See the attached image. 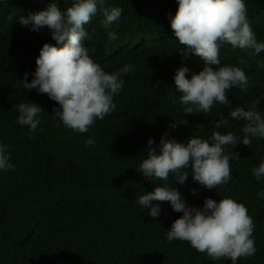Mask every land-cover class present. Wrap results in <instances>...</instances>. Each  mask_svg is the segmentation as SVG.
<instances>
[{
  "label": "clouds",
  "instance_id": "9594fccd",
  "mask_svg": "<svg viewBox=\"0 0 264 264\" xmlns=\"http://www.w3.org/2000/svg\"><path fill=\"white\" fill-rule=\"evenodd\" d=\"M162 1L163 11L170 15V3ZM177 4L175 15L170 17V28L182 46L181 54L188 61L201 65L202 70L182 67L183 56L168 67L152 68L151 77L160 81L176 108L177 119L167 126L172 129L173 137L167 138L165 133L157 147L152 146L154 142L149 139L146 150L134 155L126 164L119 162L113 150L102 155L98 153L108 137L87 139L85 136L96 120L98 124H107L103 119L114 111L113 98L124 86L120 77L134 71V65L125 64L115 73L110 72L116 54L111 45L93 60L83 44L86 38H91L85 26L108 30L109 41H115L116 33L109 27L116 24L122 9H108L105 0H72L71 6L62 12L51 2L44 10L18 20L23 26L30 25L34 32L46 26L51 39L62 45L45 43L35 61L34 78L25 82V73V80L21 82L25 90L36 89L58 105L53 113L59 121L51 124L55 138L62 134L63 126L80 133L76 148L67 154L70 173L86 191L97 189L109 197L110 207L103 218L106 220L101 221L105 227L99 228L96 234L98 222L94 230H89V238L70 246L54 264H113L114 261L106 262L105 259L115 255L122 262L128 261L124 256L129 247L144 246V236L157 228L158 225H150L151 221L144 217L155 219L159 216V205L152 204L158 201L166 202L178 217L166 233L168 241L179 240L190 245L205 264H264V255L256 254L255 224L247 208L229 197L216 202L208 198L202 188L212 190L222 186L242 197L264 177V162H261L264 158V116L261 115L264 110V72L261 70L264 61L258 58L264 52V42H258L256 37L264 35V0L255 3L251 0H177ZM19 8L20 5L16 6L11 14H16ZM98 9L103 15H96ZM7 15L8 11H0V17L7 18ZM3 31L0 24V32ZM224 43L233 49L251 51L246 58L222 66L219 55ZM160 54L161 51L154 53L151 49L145 57L151 59ZM143 63L141 60L139 64L140 75L147 70ZM0 69L11 78V83H0L2 95L15 93V86L11 84L17 82L18 69L2 63ZM188 71L194 73L190 79L186 78ZM170 73H174L171 81L168 80ZM0 97L1 110L11 96ZM152 100L148 95H133V101L141 103L144 110ZM234 105L238 106L231 109ZM17 111V123L27 127L20 128L12 141L0 144V171L4 172L15 171L25 149L34 147L35 130L44 112L35 103H20ZM180 119L196 121L205 131L211 126L224 131L230 120L236 124L232 132L214 131L207 140L191 137L183 144L179 143ZM240 127L243 136L238 132ZM251 144L254 148L244 149L243 145L250 147ZM228 146L231 150L226 152ZM106 162L110 167L105 171ZM103 174L119 181L120 189L130 195L131 200L122 204L113 188L110 191L103 188ZM243 186L244 192L241 191ZM261 187L264 190V178ZM257 195L264 199V191ZM48 205L50 202L46 207ZM117 217L122 221L117 222ZM102 236L111 241H100ZM30 238L38 240L32 250H23L22 237L14 248L6 244L0 251V260L6 263L15 260L16 264H50L43 261L50 252L49 246L56 243L54 237L34 232ZM185 264H192L188 252Z\"/></svg>",
  "mask_w": 264,
  "mask_h": 264
},
{
  "label": "trees",
  "instance_id": "16d2710c",
  "mask_svg": "<svg viewBox=\"0 0 264 264\" xmlns=\"http://www.w3.org/2000/svg\"><path fill=\"white\" fill-rule=\"evenodd\" d=\"M167 1L171 7L170 15L163 11L162 0H105V7L108 9L113 7L122 9V15L116 24L109 27V30L116 33L115 41H109L108 30H93L85 26L91 38H86L83 44L93 60L99 52L111 45L116 54L110 72L115 73L125 64L134 65V71L120 77L124 81V86L119 95L113 98L116 105L114 111L103 119L107 124H98L96 120L85 133L87 139L108 137L98 153L102 155L113 150L121 164H126L134 155L145 151L149 139L154 142L152 146L157 147L165 133L167 138L173 137L172 129L167 126L175 123L176 108L160 81L151 77L152 68L168 67L172 61L183 56L182 67L202 70L201 65L188 61L181 54L182 46L170 28V17L175 15L177 0ZM257 1L259 0H251L253 3ZM51 2L56 3L63 12L71 6L72 0H0V11H8L7 18L0 17V24L4 27L0 35V63L16 67L19 73L17 82L11 84L15 86V93H11L5 108L0 110V144L12 141V138L19 134L20 128L27 127L17 123L19 115L17 105L35 103L44 110L40 116V124L35 130L34 147L25 149L21 164L15 167V171H0V251L7 243L10 248H14L22 237L23 250H32L38 244L36 243L38 240L31 239L30 235L39 232L43 237H48L51 234L56 243L49 246L50 252L43 262L54 264L60 261L64 251L70 246L74 247L81 239L89 238V230H94L98 222L100 224L97 226L96 234L99 228L105 227L101 221L110 206L106 193L97 189L86 191L80 181L70 173L67 154L78 143L80 133L63 126L62 134L55 138L51 124L59 121L53 113V109L58 105L46 95L38 93L36 89L25 90L21 82L25 80V73H27L25 82H31L34 78L35 61L45 43L62 47L51 39L46 26L39 32H34L31 31L30 25L23 26L18 22L20 17L26 18L29 13L44 10ZM18 5L20 8L12 15L11 11ZM101 12L98 9L96 15H103ZM256 37L258 42H264V35L257 34ZM151 49L154 53L161 51V54L147 59L145 55ZM250 51L233 49L231 45L224 43L220 47V63L222 66H230L246 58ZM258 58L259 61H264V52H261ZM141 60H144L143 67L147 68L142 75L139 74ZM261 70L264 72V68ZM168 80H172L169 75ZM6 81L11 83L10 75L0 70V83ZM2 93L3 89L0 87V96L5 98ZM133 95H148L153 99L152 104L144 110L141 103L133 101ZM261 115L264 116V110ZM206 116L211 117L207 114ZM235 124L230 120L224 131L232 132ZM178 128L181 136L179 143L183 144H187L191 137L207 140L214 131L224 133L215 126L205 131L198 122H185L183 119L179 120ZM238 132L243 136L242 127ZM243 147L254 148L252 144L250 147L244 145ZM230 150L231 146L225 148L226 152ZM261 162H264V158ZM109 167L106 162L105 171ZM188 175L192 177L191 173ZM263 178L261 177L242 197L239 193L233 194L222 186L212 190L202 186L206 196L216 202L229 197L247 208L255 224L253 237L257 248L256 254L260 255H264V199H260L257 194L264 191L261 187ZM102 183L106 190L114 189L122 204L131 200L132 197L120 189V183L115 178L103 174ZM241 191H245V186ZM48 202L50 205L46 207ZM152 204H158L161 211L155 219L150 216L144 217L151 221L150 225H158L154 233L144 236V246L131 245L124 256L129 258L126 262L119 260L118 255L110 256L105 261H114L113 264H185L188 252L192 257V264H205L199 253L190 245H185L179 240L168 241L166 233L178 217H175L174 211L166 202L158 201ZM120 221L122 218L117 217V222ZM99 240L106 242L111 241V238L102 236ZM209 261L213 262L210 259ZM0 264H16V261L10 260L6 263L0 260Z\"/></svg>",
  "mask_w": 264,
  "mask_h": 264
},
{
  "label": "rangeland",
  "instance_id": "374dc122",
  "mask_svg": "<svg viewBox=\"0 0 264 264\" xmlns=\"http://www.w3.org/2000/svg\"><path fill=\"white\" fill-rule=\"evenodd\" d=\"M192 74H194V73L188 71V73L186 74V78L190 79L191 76H192ZM169 76L172 77V78H174V73H170ZM237 106H238V105H234L231 109H235ZM239 107H243V106H239ZM243 108H244V107H243ZM231 109H230V110H231ZM230 110H229V111H230ZM229 111H227V112L225 113V115H228V112H229Z\"/></svg>",
  "mask_w": 264,
  "mask_h": 264
},
{
  "label": "bare ground",
  "instance_id": "6f19581e",
  "mask_svg": "<svg viewBox=\"0 0 264 264\" xmlns=\"http://www.w3.org/2000/svg\"><path fill=\"white\" fill-rule=\"evenodd\" d=\"M1 16H2V15H1ZM252 28H253V27H252ZM261 32H263V31H261ZM0 33H2V32H0ZM9 67H10L11 69L14 70V67H12V66H9ZM0 70H1V69H0ZM1 71H2V70H1ZM16 79H17V78H16V75H15V80H16ZM9 96H11V93L8 94V95H6L5 98H6V97H9ZM5 98H4V99H5Z\"/></svg>",
  "mask_w": 264,
  "mask_h": 264
}]
</instances>
